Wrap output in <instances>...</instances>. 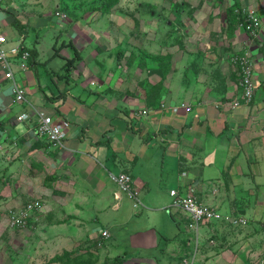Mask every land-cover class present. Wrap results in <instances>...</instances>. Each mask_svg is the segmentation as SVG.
<instances>
[{"label": "crops", "instance_id": "0c3cea01", "mask_svg": "<svg viewBox=\"0 0 264 264\" xmlns=\"http://www.w3.org/2000/svg\"><path fill=\"white\" fill-rule=\"evenodd\" d=\"M43 2L0 0V32L7 36L5 48L21 44L31 54L25 70L21 67L24 60L9 55L11 79L4 76L6 69L0 64V149L5 153L1 160L7 158L11 166L22 165L28 177L35 171L51 175L44 174L45 179L49 177L60 186L57 194L69 196L73 204L75 199L79 201L75 204L77 211L84 213L92 207L94 217L82 213V217L70 216L86 223L88 234L107 231L95 225L97 215L118 211L130 201L136 215L153 219L162 213L172 221L171 234L166 238L173 245L169 254L176 264L187 260L182 251L184 237H188V244L193 237L197 246L200 228L204 231L201 244L195 247L196 264H255L264 258V249L247 243L260 233L257 229L264 230V23L255 39L234 29V36L245 37L237 53L249 50L253 59L255 93L251 102L245 103L234 67L201 55L192 58L197 66L189 68L187 77L184 70L182 74L173 68L164 91L157 92L152 86L144 89V85L139 88L137 82L132 87L130 78L121 73L106 51L100 50L99 43L83 56L82 48L90 37L84 32L91 31L84 29L85 25L82 35L71 32L76 34L71 42L78 62L72 63L69 71L64 67L66 62L61 66L63 71L54 67L48 71L46 67L54 59L50 55L48 61L46 50L38 48V38L30 35L45 20ZM31 4L38 9H30ZM190 59L188 55L185 65L191 63ZM13 84L24 90V101L14 99ZM181 104L184 106L175 110ZM37 110L61 123L65 133L61 145H53L37 134ZM142 110L147 112L142 114ZM24 113L30 118L17 120ZM122 171L130 174L139 190V209L109 179V173ZM187 188H192L198 200L214 209L219 218L197 230L189 229L187 216L171 209L169 194L171 189ZM247 210L258 227L254 232L243 228L251 220L243 215ZM240 213L244 222H230ZM230 229L236 232H228ZM181 236L184 239L174 244ZM106 238L103 252L110 262L115 257L107 250L110 235ZM158 239L149 236L132 244L139 251L134 263L124 255L116 257L123 258L125 264H158L161 259L155 262L141 255L148 248L157 250ZM162 260L166 264V258ZM188 262L193 264V259Z\"/></svg>", "mask_w": 264, "mask_h": 264}, {"label": "rangeland", "instance_id": "374dc122", "mask_svg": "<svg viewBox=\"0 0 264 264\" xmlns=\"http://www.w3.org/2000/svg\"><path fill=\"white\" fill-rule=\"evenodd\" d=\"M237 1L238 5L231 7L234 0H118L103 12L100 6L104 0H44L41 12L45 20L30 35L38 38L39 49L41 47L46 50V59L49 61L50 55L54 59L48 62L46 69L52 71L54 67L61 72L64 70L61 66L74 55L72 46L62 42L75 41L76 34H71L72 30L83 34L81 27L85 25L84 29L91 31L84 32V36L90 37L85 48H82L83 56L88 54L90 47L94 48L99 43L100 50L106 51L108 58L114 59L121 73L130 78L132 87L137 82L139 88L143 85L144 89L152 86L160 92L166 90L164 83L173 68L175 71L180 69L182 74L184 70L187 77L189 68L197 66L192 58H199V55L236 67L232 57L239 54L236 48L240 42H245V37L243 34L234 36V30L228 28L230 11L234 15L241 11L244 16L248 10H253L260 19L264 18V14H261L264 11V0ZM29 7L38 9V5L31 4ZM56 11L65 14L64 21L70 23L62 25L60 22H65L58 20ZM241 22L238 20L235 29L245 34ZM79 43L76 41V44ZM56 50L60 51L59 54L55 53ZM188 55L191 56V63L185 65ZM234 68L233 72H236L240 81L238 68ZM4 154L0 149V156ZM1 157L0 264H111L109 256L104 257L103 252L107 238L101 233L88 234L86 223L82 224L70 217L72 214L81 216V213L82 216L94 217L96 213L92 207L86 208L84 213L77 211L75 204L79 201L75 199L73 204L69 196L57 194L60 186L49 177L45 179L46 172L42 174L35 171L28 177L22 165H8L7 158L1 160ZM30 202L37 206L22 222H12L11 217L18 215ZM133 211L131 202L127 201L118 211L109 210L97 215L99 221L95 225L103 226L110 235L107 241L109 254L114 257L124 255L134 263L133 258L137 257L139 251L132 244L156 236L160 241L157 250L148 248L141 255L155 262L156 258L161 259L156 262L158 264H164L162 258H166V264H176L169 254L173 245L166 238L171 234L172 221L167 220L162 213L151 219L146 218L145 214L136 215ZM241 214L235 217H243ZM243 215L251 219L248 225L243 226L244 230L254 232L258 227H255L257 225L254 224L251 211L247 210ZM203 231L204 228L199 229L197 246L201 244ZM227 231L236 232L233 229ZM257 232L260 233H255L249 239L250 243H247L263 250L264 244L260 246V243L264 242V230L257 229ZM159 234L165 235L161 237ZM182 234L185 236L184 231ZM183 236L174 244L178 245L186 238L182 251L188 261L193 259V264H196L198 255L195 239L190 237L188 244V237ZM159 248H165L166 251L161 252ZM66 253L70 259L54 261L55 256L66 257Z\"/></svg>", "mask_w": 264, "mask_h": 264}, {"label": "built area", "instance_id": "2783aa9c", "mask_svg": "<svg viewBox=\"0 0 264 264\" xmlns=\"http://www.w3.org/2000/svg\"><path fill=\"white\" fill-rule=\"evenodd\" d=\"M55 15L58 19L64 21L66 16L65 14L56 11ZM264 23L263 19H260L258 15L253 12V10H248L245 13V17L241 22V27L245 33L251 37H258L259 30ZM7 42V36L0 32V64H2L3 69L5 70L4 76L6 78H12V72L8 67L7 59L9 55H16L20 59L28 60L31 56L28 50H25L21 44L15 45L9 49L5 48V43ZM232 62L238 68V74L240 76L239 86L241 89L242 99L245 103H250L254 93H255V84L253 81V59L249 50H245L242 53L235 54L232 57ZM23 70L26 69V62L21 64ZM11 92L14 95V99L17 101H24V90L16 86L15 84L11 87ZM184 104L176 106L175 110L179 107H183ZM147 110H142L141 113L145 114ZM37 125L36 132L37 134L44 138L47 142L53 145H61L64 140L65 133L62 129L60 122L56 121L53 115L48 114L42 110H37ZM29 114H21L17 116V120H26L29 119ZM184 175V173H182ZM109 179L113 181L118 189L124 192L130 199L133 201V207L139 209L142 206V203L139 198V190L134 184V181L129 173L127 172H118V173H109ZM171 196V209H178L182 211L188 218V227L191 230H197V228L203 224H207L212 220L219 218V214L209 206L204 205L200 202L193 192L192 188H187L182 191L178 189H171L169 192ZM37 206L36 203L30 202L23 210L19 212L18 215H13L12 222L21 221L26 218L28 213L32 211ZM23 219V220H24ZM230 222L233 224L242 223L244 219L241 217H233L230 219ZM101 235L103 237H108L109 234L106 230H102ZM179 264H191L187 260H183ZM255 264H264V258Z\"/></svg>", "mask_w": 264, "mask_h": 264}, {"label": "trees", "instance_id": "16d2710c", "mask_svg": "<svg viewBox=\"0 0 264 264\" xmlns=\"http://www.w3.org/2000/svg\"><path fill=\"white\" fill-rule=\"evenodd\" d=\"M117 1H118V0H104V2H103V3L101 4V6H100V9H101L103 12H105V11L109 10L110 7H112L114 4H116ZM237 2H238L237 0H234V3L231 4V7H232V5H233V6L238 5ZM230 13H231V14H230L229 17H228V28L232 31V30L235 29V26L237 25L238 20L243 21V19H244V17H245V14H244V16H242V15H241V11H239V12L237 13V15H234V14L232 13V10L230 11ZM63 43H64V44H67V45H68V44L71 45V46L73 47V50L76 52V49H75V47H74V45L72 44L71 41H68V42H65V41H64ZM77 55H78V53H77ZM77 55H74V56H72V57H70V58L67 59L66 63L64 64V67H65L66 71H69L71 64L76 62L77 57H78ZM67 73H68V72H67ZM66 76H67V74H66ZM50 178H52V176H51ZM66 254H67V253H66ZM65 256H66V257L60 256V255L55 256L54 261L59 262V261L64 260V259H66V258H67V259H70V258H69L70 255H69V254H67V255H65ZM110 263H111V264H125L123 258H121V257H115L113 260L110 261Z\"/></svg>", "mask_w": 264, "mask_h": 264}]
</instances>
